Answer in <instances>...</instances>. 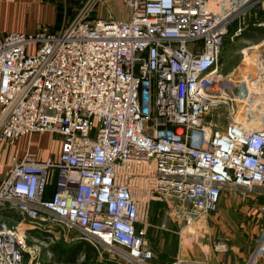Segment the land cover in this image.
Listing matches in <instances>:
<instances>
[{
    "label": "built area",
    "instance_id": "1",
    "mask_svg": "<svg viewBox=\"0 0 264 264\" xmlns=\"http://www.w3.org/2000/svg\"><path fill=\"white\" fill-rule=\"evenodd\" d=\"M106 1L83 0L58 33L0 35V146L61 138L56 157L13 159L0 182V264H38L29 240L43 229L74 231L111 262L154 264L147 233L167 229L151 224L153 203L192 228L224 191L264 201V38L238 80L220 66L231 24L239 35L240 16L264 0H117L126 18H91ZM263 249L264 228L245 264Z\"/></svg>",
    "mask_w": 264,
    "mask_h": 264
},
{
    "label": "rangeland",
    "instance_id": "2",
    "mask_svg": "<svg viewBox=\"0 0 264 264\" xmlns=\"http://www.w3.org/2000/svg\"><path fill=\"white\" fill-rule=\"evenodd\" d=\"M82 4L83 0H75V2H72L71 6H69L70 9L73 8L76 10L75 16L79 13ZM43 11V16L39 15L38 18L36 15L33 16V13L30 15L31 20H38V22L36 21L37 26L39 22H41L40 26L44 27L46 26L44 24L48 21L47 10L43 9ZM109 13H111L114 18L124 19L128 16V9L117 0H107L105 5L100 4L95 7L90 17H107V14ZM75 16L66 22L63 27H67L74 20ZM254 17L264 19V3L255 6L240 16L242 32L239 33V35H235V30L238 27L237 22H233L230 26L220 55V66L227 70V72L239 62L242 56L241 52L247 45L261 44L263 41L264 34H261L260 32L250 34V31L246 28L250 25ZM248 52L251 54L253 51L251 50ZM243 67L244 69L246 68V66ZM248 67L251 66L248 65ZM234 78H241L240 74H235ZM215 120L223 129L227 118L226 115H224ZM46 133L47 134H40H44L45 136L41 140L36 139V142L33 141L32 145L31 142H29V146L32 149L31 152L36 151L35 154L38 156L39 154H42L41 152H46V154L49 153L51 156H55L58 153L61 138L58 135L48 132ZM49 187L53 188V186ZM246 199H248V197H243L237 192L224 191L221 195L216 211L212 215H209L207 219H202V221L198 222V224L192 228L185 227L183 222L181 223L172 219L168 214V206L163 201L153 203L150 209L151 224H164L167 230L160 232L158 230L156 231V229H149L147 233V241L150 246L152 243H179V240L182 241V243H214L218 239H226L227 243H258L264 228V222L259 229L258 234L255 235L253 229L256 226V223L251 221L253 216H250V214L248 216L239 210L234 211L235 208H243L245 203L249 206L250 202ZM251 207L252 209H255L254 205H251ZM251 207L249 206V208ZM188 231H190V233H188ZM53 232L55 231L53 230ZM179 232L181 233L180 235H178ZM52 234L53 233L47 232L43 229L39 231L40 237L37 243H32V240H29V245L34 244L35 251L37 249L39 251L38 264H82V255H78L77 258H72V254L69 252V250L75 246L74 242L78 241L71 240L73 236L76 235L75 232L70 231L64 234L60 233L58 236ZM50 236L52 238L53 236H56V238L50 240L52 239L49 238ZM95 251V264H118L117 262H111L112 256L105 248L100 247L98 251ZM162 252L165 255H169L167 254L168 250ZM26 264L29 263L26 262ZM89 264H91V261Z\"/></svg>",
    "mask_w": 264,
    "mask_h": 264
},
{
    "label": "crops",
    "instance_id": "3",
    "mask_svg": "<svg viewBox=\"0 0 264 264\" xmlns=\"http://www.w3.org/2000/svg\"><path fill=\"white\" fill-rule=\"evenodd\" d=\"M72 2L74 3L75 0H0V35L11 32L33 33L37 31L41 27V22H39L37 26L36 21L38 22V20H31L30 15L33 13V16L36 15L37 18L39 15L43 16V9H46L48 13V21H45L46 23L44 25L46 26L44 27H46L50 32L58 33L60 30L65 28L63 25L76 14L75 9L69 8ZM224 71L227 70L224 69ZM44 134L22 136L19 137L12 145L6 144L0 146V182L5 177L7 169L13 159H22L26 154H28L32 157H36L37 159L44 160L47 158H54L60 153L61 141L58 153L55 156H51L49 153L46 154V152H41L42 154H39L38 156L35 154L36 151L31 152L32 149L29 146V142H31L32 145L33 141H37L36 139H43L45 136ZM49 190L51 192L52 187H50ZM246 200H249V206L251 207V205H254L255 209H252V207L249 208L247 203L244 201L245 206L243 208L238 207L239 209L235 208L234 211L239 210L248 216L249 214L250 216H253L251 221L256 223L253 230L255 235H257L259 229L263 225L264 214H261L256 208L263 204L264 201L262 199H254L251 201L249 197ZM0 215H6V211L4 209H0ZM11 219L17 221L19 218L17 215H13ZM160 232L162 231L160 230ZM180 234L178 233V235ZM211 245L212 243H182L180 240L179 243H152L151 246L149 244V246L153 248L151 249L154 252V260L152 261L154 264H164L176 259L205 261L209 264H243L247 263L251 259L258 247V243H228L227 251L217 254L213 251ZM167 250V254L169 255H165L162 252H166ZM72 251V249L69 250L71 253ZM78 255L83 256V253H72L71 257L77 258ZM256 264H264V251L257 260Z\"/></svg>",
    "mask_w": 264,
    "mask_h": 264
},
{
    "label": "trees",
    "instance_id": "4",
    "mask_svg": "<svg viewBox=\"0 0 264 264\" xmlns=\"http://www.w3.org/2000/svg\"><path fill=\"white\" fill-rule=\"evenodd\" d=\"M246 28H248V31H250V34H253L254 32H260L261 34H264V29L263 28H257L251 25L247 26ZM245 30V29H244ZM251 199V201H253L254 199H260V198H253V197H249ZM220 202V201H219ZM72 253H83V262L82 264H89V262L91 261V264H95V260H96V256H95V250L92 246H90L88 243H86L85 241H81L80 243H76L75 246L72 248ZM71 253V254H72ZM172 262V261H171ZM170 262H166L164 264H167ZM99 264V263H97Z\"/></svg>",
    "mask_w": 264,
    "mask_h": 264
},
{
    "label": "bare ground",
    "instance_id": "5",
    "mask_svg": "<svg viewBox=\"0 0 264 264\" xmlns=\"http://www.w3.org/2000/svg\"><path fill=\"white\" fill-rule=\"evenodd\" d=\"M262 43V42H261ZM260 45H263V44H253V45H247L245 48H244V50L241 52L242 53V56H241V59L239 60V62L235 65V66H233L232 67V69H230V71H225V73H227V74H235V73H237V71L242 67L241 65H244V63H248L249 61H248V55H249V52L248 51H251V50H254V49H257ZM240 61H243L242 63L243 64H241L240 65ZM238 65H240V66H238ZM219 79H221V77H223V75L221 74L220 76H217ZM236 80H238V78L236 79Z\"/></svg>",
    "mask_w": 264,
    "mask_h": 264
}]
</instances>
